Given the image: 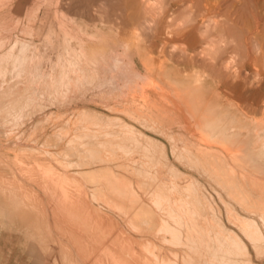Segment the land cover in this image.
Returning a JSON list of instances; mask_svg holds the SVG:
<instances>
[{"label":"rangeland","instance_id":"obj_1","mask_svg":"<svg viewBox=\"0 0 264 264\" xmlns=\"http://www.w3.org/2000/svg\"><path fill=\"white\" fill-rule=\"evenodd\" d=\"M186 82L208 96L232 142L264 145V0H0V264H38L23 256L24 238L39 233L30 209L18 206L23 192L41 198L50 244L82 264L61 222L90 223L80 226L77 210L60 202H52L60 206L54 213L46 192L54 178L84 182L64 164L76 159L68 142L101 127L117 130L114 120L130 125L141 145L151 140L161 161L175 165L177 182L217 201L222 183L209 156L219 147L177 102ZM255 159L262 178L264 155ZM59 253L51 250L50 264H67Z\"/></svg>","mask_w":264,"mask_h":264},{"label":"bare ground","instance_id":"obj_2","mask_svg":"<svg viewBox=\"0 0 264 264\" xmlns=\"http://www.w3.org/2000/svg\"><path fill=\"white\" fill-rule=\"evenodd\" d=\"M127 68L119 69L120 73L125 75L129 72ZM179 89L177 102L191 109L200 128H207V137L219 147L218 152L209 156L211 167L222 183L214 196L218 197L217 201L208 199L204 190L193 183L177 182L175 172L176 177L170 172L175 171L172 161L166 158L162 162L161 153L151 140H147L150 149L141 145L128 124L114 120L119 125L117 130L101 127L68 140L67 155L76 159L64 164L74 168L84 182L49 179L55 186L46 192V198L54 213L61 205L73 207L77 210L74 213L82 217L77 221L80 226L90 223L87 228H81L69 225L67 220L61 222L73 233L75 242L72 240L71 244L82 264H264V201H261L264 177L257 176L253 170L259 168L255 158L264 155V145L257 143V150L255 144L232 142L219 129L224 120L209 106L208 96L192 82L183 83ZM142 164L159 169L153 174L152 168L144 169V175L152 174L154 181L148 175L152 181L140 175ZM25 193L19 196L18 206L25 204L30 209L32 218L38 222L39 233L36 239L24 238L28 247L24 248L23 256L27 260L34 258L38 264H50L52 250L63 254L67 264H76L65 246L50 244V222L44 220L48 212L41 198L32 201ZM54 201L60 202V206L55 207ZM35 214L39 216L35 218ZM42 222L44 225H40ZM94 239L99 242L95 250L91 249Z\"/></svg>","mask_w":264,"mask_h":264},{"label":"crops","instance_id":"obj_3","mask_svg":"<svg viewBox=\"0 0 264 264\" xmlns=\"http://www.w3.org/2000/svg\"><path fill=\"white\" fill-rule=\"evenodd\" d=\"M26 262V261H25ZM25 262H23V263H21V264H27V263H25Z\"/></svg>","mask_w":264,"mask_h":264}]
</instances>
